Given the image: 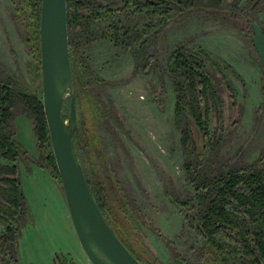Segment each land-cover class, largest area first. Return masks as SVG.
Masks as SVG:
<instances>
[{"label": "rangeland", "instance_id": "374dc122", "mask_svg": "<svg viewBox=\"0 0 264 264\" xmlns=\"http://www.w3.org/2000/svg\"><path fill=\"white\" fill-rule=\"evenodd\" d=\"M255 2L238 0L237 6L244 13H232L224 4L218 15L201 3L200 9L194 8L168 28L153 29L147 38L149 53L157 56L161 66L158 72L133 76L131 53L110 39L82 49L105 82L93 86L103 112L93 113L86 120L107 159L112 180L131 204L141 250L160 264L174 263L166 241L192 264L198 262L193 250L202 246L166 195L167 188L182 195L192 191L183 169L185 156L175 120L173 82L165 73L168 56L180 45L208 54L206 66L219 79L222 101L218 113H211L209 125L212 136L221 143L219 159L253 163L264 150V71L250 44V21L264 29V0L253 7ZM19 22L14 0H0V67L24 80L43 98L38 81L30 73L33 58ZM140 22L142 26L147 20ZM226 83L232 86L235 99ZM15 128L16 139L27 152L19 161V177L29 208L19 239V264H54L59 255L75 264H93L79 243L63 187L49 169L37 165L39 153L31 120L20 116ZM198 132L194 128L193 135L201 145Z\"/></svg>", "mask_w": 264, "mask_h": 264}, {"label": "trees", "instance_id": "16d2710c", "mask_svg": "<svg viewBox=\"0 0 264 264\" xmlns=\"http://www.w3.org/2000/svg\"><path fill=\"white\" fill-rule=\"evenodd\" d=\"M201 3L213 15L222 13L224 4L232 13H244L237 6L238 0L232 3L229 0H67L77 111L76 155L106 222L142 264L160 263L141 250L142 244L134 232L131 204L112 180L107 159L96 145V134L86 120L93 113L102 114L100 98L93 86L96 82H105L93 70L82 49L110 39L115 46L131 53L135 63L133 76L158 72L161 66L157 56L149 53L150 37L147 36L156 27L168 28L194 8L200 9ZM14 5L33 58L30 73L42 89V0H14ZM140 20H147V23L141 26ZM253 21H250L251 27ZM252 36L250 44L257 54ZM208 59L206 52L194 53L183 45L168 56L165 73L173 82L175 120L181 131L185 156L183 169L192 191L182 195L167 188L166 195L202 241V246L193 250L197 264H264V150L251 164H244L241 159L236 163L219 159L221 143L214 139L209 125L211 113H218L222 101L219 79L206 66ZM226 86L231 98L235 99L232 86L229 83ZM65 114L68 119L69 108ZM20 116L32 122L40 161L37 165L49 169L62 187L43 98L24 80L0 67V227L4 228L0 232V264H19L17 252L22 224L29 215L19 177V161L27 154L16 139L15 120ZM194 128L199 131L201 145L193 135ZM166 244L173 264H192L177 252L172 242L166 241ZM54 264L75 262L59 255L54 258Z\"/></svg>", "mask_w": 264, "mask_h": 264}, {"label": "water", "instance_id": "95a60500", "mask_svg": "<svg viewBox=\"0 0 264 264\" xmlns=\"http://www.w3.org/2000/svg\"><path fill=\"white\" fill-rule=\"evenodd\" d=\"M260 2L256 0L253 7ZM252 29L253 46L264 69V31L255 21ZM40 47L44 113L79 243L93 264H142L106 222L76 155L77 111L69 52L67 0H42Z\"/></svg>", "mask_w": 264, "mask_h": 264}]
</instances>
